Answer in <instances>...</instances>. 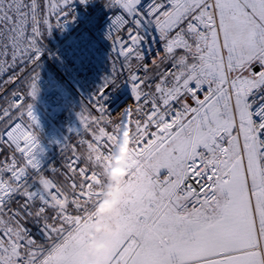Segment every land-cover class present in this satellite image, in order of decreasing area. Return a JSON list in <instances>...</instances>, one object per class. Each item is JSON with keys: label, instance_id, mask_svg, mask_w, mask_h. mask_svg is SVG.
Returning <instances> with one entry per match:
<instances>
[{"label": "snow or ice", "instance_id": "6c2138e0", "mask_svg": "<svg viewBox=\"0 0 264 264\" xmlns=\"http://www.w3.org/2000/svg\"><path fill=\"white\" fill-rule=\"evenodd\" d=\"M99 2L111 64L69 130L84 151L44 168L43 39L74 0H0V97L24 88L0 104V264H81L124 127L119 232L100 264H264V0Z\"/></svg>", "mask_w": 264, "mask_h": 264}, {"label": "built area", "instance_id": "2783aa9c", "mask_svg": "<svg viewBox=\"0 0 264 264\" xmlns=\"http://www.w3.org/2000/svg\"><path fill=\"white\" fill-rule=\"evenodd\" d=\"M73 15L74 19L66 24L63 30H52L56 41L51 47L44 46L45 52L38 69L37 86L44 92L45 109L33 105V112L39 124L40 147L44 150L41 161L44 168H62L65 158L72 156L73 144L80 152L84 151L79 140L86 138L87 134L81 128V135L72 134L69 137L67 153L61 154L58 146L63 145L66 139L63 138L59 126L67 125L76 119L82 104L89 105V98L101 84L102 78L110 72L111 49L109 41L105 39L109 20L99 0H90L86 5L74 0ZM112 59H116L115 55ZM151 59L149 57V63ZM16 89L23 92V84L12 85L3 100L10 99L11 92ZM112 95L124 99L128 95L127 89L123 87ZM107 107L109 111L115 108L111 99ZM116 150L119 151L118 144ZM63 170L71 175L67 168ZM57 179L61 183L64 182L63 176H57ZM75 179L79 183L78 175Z\"/></svg>", "mask_w": 264, "mask_h": 264}, {"label": "clouds", "instance_id": "9594fccd", "mask_svg": "<svg viewBox=\"0 0 264 264\" xmlns=\"http://www.w3.org/2000/svg\"><path fill=\"white\" fill-rule=\"evenodd\" d=\"M128 131L126 127L122 128L121 136L118 142V149L113 153L112 167L106 173L104 194L102 203L96 209L98 215H106L111 218L110 225L101 227L99 224L95 226L97 231H103L108 237L113 238L119 232V224L117 223L119 217V199L122 195L120 188L126 176L124 172V165L126 163L128 150V137L125 133ZM90 243L86 248V255L84 256V264H100V261L105 260L112 250L111 239L106 240L103 244L97 243L94 234L89 237Z\"/></svg>", "mask_w": 264, "mask_h": 264}, {"label": "rangeland", "instance_id": "374dc122", "mask_svg": "<svg viewBox=\"0 0 264 264\" xmlns=\"http://www.w3.org/2000/svg\"><path fill=\"white\" fill-rule=\"evenodd\" d=\"M50 40H51V46H52L53 43L56 41V37L54 36L52 31L50 34ZM43 98H44V92H43V90L39 89V93L36 96V99L33 101V105L39 109H45ZM68 102L69 101H67V104H68ZM70 129H72V130H78L79 129V121H78L77 117L71 123H69L67 125L59 126V130L62 133V136L64 139H68L72 134L75 133L74 131L70 132L69 131ZM112 163H113V161H112ZM120 191H121V188H120ZM102 202L103 201L101 200L100 203H102ZM118 203H119V201H118ZM98 205H97L96 209L98 208ZM96 209H95V219L91 222L89 230L84 233L85 243L83 244L82 255L80 257L81 264H84L83 258L86 255L87 245L90 243V239H89L90 235L94 234L95 240L97 241V243H100V244H103L106 240H109V239L112 240V238L108 237L103 231H97L96 230L95 226L97 224H99L101 227H103L104 225H110L111 224V218L109 216H106V215H98Z\"/></svg>", "mask_w": 264, "mask_h": 264}, {"label": "trees", "instance_id": "16d2710c", "mask_svg": "<svg viewBox=\"0 0 264 264\" xmlns=\"http://www.w3.org/2000/svg\"><path fill=\"white\" fill-rule=\"evenodd\" d=\"M43 44L46 47H50L51 46V40H50V35L45 36L43 39ZM6 79V77H0V80ZM12 85H6L4 87L7 88V91L11 88ZM6 100H3V97H0V104H3ZM83 152V151H82Z\"/></svg>", "mask_w": 264, "mask_h": 264}]
</instances>
